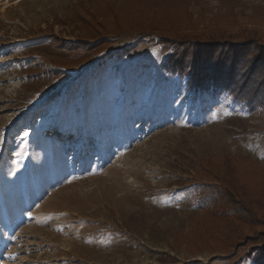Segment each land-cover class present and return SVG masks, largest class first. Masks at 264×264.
I'll list each match as a JSON object with an SVG mask.
<instances>
[{
    "label": "rangeland",
    "instance_id": "374dc122",
    "mask_svg": "<svg viewBox=\"0 0 264 264\" xmlns=\"http://www.w3.org/2000/svg\"><path fill=\"white\" fill-rule=\"evenodd\" d=\"M155 1L264 38V0H0V264H250L240 246L197 251L188 238L202 215L192 185L214 182L207 159L262 171L257 108L189 90L165 50L130 36L110 41L119 55L40 88L78 54L77 14L108 24L112 11L156 15Z\"/></svg>",
    "mask_w": 264,
    "mask_h": 264
},
{
    "label": "trees",
    "instance_id": "16d2710c",
    "mask_svg": "<svg viewBox=\"0 0 264 264\" xmlns=\"http://www.w3.org/2000/svg\"><path fill=\"white\" fill-rule=\"evenodd\" d=\"M161 4L155 1L147 5L158 16L137 12L122 20L112 11L108 24L105 19L109 17L97 10L88 8L77 14L71 27L76 40L69 45L79 52L69 57L63 68L44 73L46 81L40 88L51 91L82 67L119 55L108 51L114 39L150 38L166 51L164 67L185 78L189 90H225L237 104L257 108L264 118V38L242 33L246 38L235 39L241 33L191 21L183 11L185 3L180 8L171 2ZM157 6L161 8L154 10ZM256 167L252 162L235 163L226 156L218 161L207 159L201 165L202 173L214 182L192 185L202 215L195 221L188 243L197 251L211 249L213 244L240 246L241 260L264 264V167L260 173Z\"/></svg>",
    "mask_w": 264,
    "mask_h": 264
}]
</instances>
